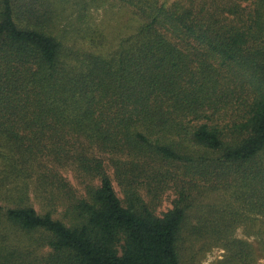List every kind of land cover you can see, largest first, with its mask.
<instances>
[{"label":"trees","instance_id":"trees-1","mask_svg":"<svg viewBox=\"0 0 264 264\" xmlns=\"http://www.w3.org/2000/svg\"><path fill=\"white\" fill-rule=\"evenodd\" d=\"M120 1L140 25L102 54L59 39L61 0H0V264H185L205 224L219 264H255L228 236L247 224L264 253V0ZM214 191L249 213L208 222Z\"/></svg>","mask_w":264,"mask_h":264},{"label":"rangeland","instance_id":"rangeland-1","mask_svg":"<svg viewBox=\"0 0 264 264\" xmlns=\"http://www.w3.org/2000/svg\"><path fill=\"white\" fill-rule=\"evenodd\" d=\"M160 1L170 3L174 0ZM57 9L60 11L57 20L59 39L61 38L70 47H86L89 45V41L84 38L88 34L94 35L101 40L97 51L102 54L113 51L120 39L133 33L140 25V17L135 14L134 9L131 6L124 5V2L120 0H61ZM77 17L79 20L76 19ZM78 21H80V24L77 23ZM62 175L75 189L78 196L84 193L82 184L71 170H62ZM15 176L14 174L8 176L9 182L2 188L5 195H7V189L16 185L13 181ZM26 182L28 183V201L25 200V202L43 212L48 207L45 200L34 195L29 178L26 179ZM96 183L97 181H94V184ZM113 183L118 196L122 198L120 187L114 179ZM175 197L176 194L172 188L166 189L156 202V214L162 215V213L172 208ZM226 197L227 195L214 191L209 197L201 198L202 205H208L204 211L208 222L216 221L219 224L222 220L219 219L221 213L224 216H229L233 210H238L242 214L249 213L243 208L244 203H231L226 200ZM144 198L148 200L146 196ZM0 203L7 204V197L6 201L1 200ZM63 206V203L58 206V212L54 213L55 216H59ZM196 222V219L192 218L189 224L194 225ZM211 230L212 227L209 228V224H205L199 234H192V229L189 226L182 232L184 244L181 246V255L185 264H219V261L223 260L225 252L220 244L224 238H220L216 233L215 235L212 234ZM228 237L247 241L257 254L255 264H264V253L262 254L259 250V242L256 236L247 234V224L238 223Z\"/></svg>","mask_w":264,"mask_h":264}]
</instances>
